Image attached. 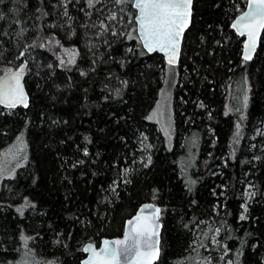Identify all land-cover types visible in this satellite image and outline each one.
<instances>
[{
  "label": "trees",
  "instance_id": "16d2710c",
  "mask_svg": "<svg viewBox=\"0 0 264 264\" xmlns=\"http://www.w3.org/2000/svg\"><path fill=\"white\" fill-rule=\"evenodd\" d=\"M246 3L194 0L170 146L149 119L168 64L143 48L133 0H0V77L25 65L30 93L0 106V158L26 147L0 190V264H81L145 202L162 207L157 264H204L217 229L211 251L264 264V33L244 61L231 28Z\"/></svg>",
  "mask_w": 264,
  "mask_h": 264
},
{
  "label": "snow or ice",
  "instance_id": "6c2138e0",
  "mask_svg": "<svg viewBox=\"0 0 264 264\" xmlns=\"http://www.w3.org/2000/svg\"><path fill=\"white\" fill-rule=\"evenodd\" d=\"M115 2L124 4L128 0H115ZM192 3L193 0H135L132 5L138 10L135 20L144 48L148 52L157 50L165 52L169 66L176 63L181 36L184 30L188 28L191 20ZM92 4L93 0H89V5L92 6ZM248 7L250 10L239 17L238 21L232 25L241 36L247 34L248 40L245 43L243 54L244 61L252 59V54L256 50L259 30L264 29V0H249ZM109 18L115 19L116 17L113 14ZM128 38L132 39L133 37L129 34ZM22 73L23 68L16 73H12L8 79H0V104H7L11 108H14L17 104H23L27 107V98L19 84ZM247 99L248 97L245 96V106L247 105ZM238 135L239 124H237ZM150 159L149 157V162ZM247 195L251 197L254 193L249 192ZM242 207L246 212L247 205L245 204ZM159 213L160 209L156 208L153 213L144 217L141 223L132 227L131 238L133 243H127L130 238L128 233H126L124 240L104 241L105 247L100 249L99 252H94L92 264H97V261H103V264H129L131 260L140 258L150 264L159 255V250L153 243L158 234L156 221L159 218ZM246 218V215L242 213L240 219L244 220ZM136 219L140 220V217ZM129 224L131 225L133 222L129 221ZM84 250L88 251L89 249L86 247Z\"/></svg>",
  "mask_w": 264,
  "mask_h": 264
},
{
  "label": "rangeland",
  "instance_id": "374dc122",
  "mask_svg": "<svg viewBox=\"0 0 264 264\" xmlns=\"http://www.w3.org/2000/svg\"><path fill=\"white\" fill-rule=\"evenodd\" d=\"M100 1L102 0H93V4L90 6L88 0V5L93 7ZM21 68H23V73L25 74V65L20 66L17 70H20ZM165 72L166 78L164 80V85L161 88L157 102L153 110L150 112L149 117L157 123L158 128L165 136L168 145L173 146L175 138L174 87L177 81V73L174 71L172 66H169V64L165 67ZM25 158L26 147L24 140L22 138H17L10 147L4 150L0 158V190L3 185V181L7 177H14L16 175L17 168L24 163ZM249 192L252 193L251 185H247L246 187L245 202L243 203V205H247V210L250 200L253 197V195L251 197L247 195ZM243 214L247 215V211L244 212V209ZM199 236V233H197L196 237L198 238ZM218 236L219 233L216 232L212 237L211 245L206 246V244H203L201 246L205 250L204 252L208 251V253L206 252L207 261L204 264H231L230 260L226 258L228 254L226 245H223L221 249L211 251L212 247L218 244ZM197 241L198 239H196L195 244L198 243Z\"/></svg>",
  "mask_w": 264,
  "mask_h": 264
},
{
  "label": "water",
  "instance_id": "95a60500",
  "mask_svg": "<svg viewBox=\"0 0 264 264\" xmlns=\"http://www.w3.org/2000/svg\"><path fill=\"white\" fill-rule=\"evenodd\" d=\"M134 2H135V0H133V3ZM248 4H249V0H247L245 9L234 18V20L232 21V24H231V28L235 31V33L238 36L244 38L242 56L244 54L245 43L247 42L248 37H247V34H245L244 36H241L239 34V32L232 27V25H233V23H236L238 21V18L239 17H241L244 13H246V12H248L250 10L249 7H248ZM193 7H194V0H193V3H192V8H191L192 15H191V20H190L189 26H188V28H186L184 30V32H183V34L181 36L180 44H179V51H178V56H177V59H176V63L174 65H172V66H178V64L180 62V57H181L182 49H183L184 37H185V34H186L187 30L191 26L192 19H193ZM135 10H136V15H138V10L136 8H135ZM136 15H135V17H136ZM137 28H138V25H137V22H136V30H137ZM263 33H264V29H260L259 30V33H258V36H257L256 50L252 54V59L255 57V55H256L259 47H260ZM137 34H138V37L140 39V35H139L138 30H137ZM142 46H143V44H142ZM143 48H144V46H143ZM144 49L147 51L146 48H144ZM148 53H158V54L162 55L163 58H164V60H165V62L168 64V57H167V54L165 52H161V51L157 50V51L148 52ZM251 60H249V61H251ZM18 71L19 70H14L12 72H9V73L3 75L2 77H0V79H8L12 73H16ZM19 84H20V87L23 90L24 95L27 98V106H28V104L30 102V93H29V91H28V89L26 87V81H25V74L24 73H22V75L20 76ZM0 106L4 107L6 109H14V108H17V107H25L23 104H17L14 108L8 107L7 104H0ZM148 206H151V207H148ZM156 208L160 209V213H159V218L156 221V223L158 225V228H157V233L158 234L155 237L153 243L158 248L159 255H158V257L156 259L152 260L150 262V264H157V262L159 261L160 256H161V240H162V232H163V222H162V207L159 204L154 203V202H145L141 206H139V208L137 209V211L132 216H130L129 218H127V220L125 222V226H124V231H123V233L120 236L103 237L101 239L100 243H98V244L97 243H94V242H87L84 245V249L87 247L89 250L88 251H85L84 250L85 257L82 259L81 264H92L94 252H99L100 249H102V248L105 247L104 241L112 242V241H116V240H124L126 233H128V234H130V238L127 241V243L128 244L133 243V239L131 238L132 227L134 225H136V224L141 223L143 221V218L146 217V216H148L150 213H153ZM137 217H140V220H137L136 219ZM129 221H132L133 224L130 225L129 224ZM141 251H143V249H141ZM97 264H103V261H97ZM129 264H149V262L145 261L143 258H140L138 260L137 259L131 260L129 262Z\"/></svg>",
  "mask_w": 264,
  "mask_h": 264
}]
</instances>
